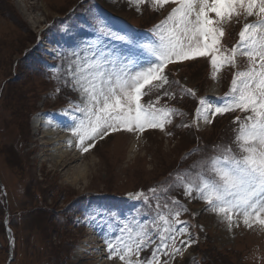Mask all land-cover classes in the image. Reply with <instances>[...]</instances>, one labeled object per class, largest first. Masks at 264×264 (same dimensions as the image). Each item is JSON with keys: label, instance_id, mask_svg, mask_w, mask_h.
<instances>
[{"label": "rangeland", "instance_id": "rangeland-1", "mask_svg": "<svg viewBox=\"0 0 264 264\" xmlns=\"http://www.w3.org/2000/svg\"><path fill=\"white\" fill-rule=\"evenodd\" d=\"M173 6L169 4L156 9L145 3L138 11L129 0H0V184L5 192L4 196L0 194V198L5 199L4 205L0 204V264H114L118 257L108 258L111 253L105 239L120 234V221L126 216L134 215L141 223L150 215L154 216L156 200L150 201L149 208L142 199L127 203L128 200H107L103 197L105 194L142 192L151 197L150 189L159 190L173 184L177 172H183L194 161L213 154L215 145L235 149L233 139L238 124L224 122L221 129H218L220 124L213 129L214 121L205 124L197 119L199 103L193 116L188 117L181 128L176 127L181 120V116L176 115L163 131L146 128L139 133L141 138L136 132H112V136H107V140L91 154L82 153L74 141L73 152H77L78 157L56 166L48 148L35 140L31 118L36 112L51 107L56 113V107L67 108L70 100L79 101L78 93L65 87L62 78L57 79L53 72V66L63 64L58 52L90 38L97 18L115 28L130 29L138 39L147 41L153 38L150 30ZM255 19L251 17L252 22ZM44 28L46 31L36 47L33 45L36 33ZM139 28L145 31L138 32ZM231 30H239L236 19L224 25L221 42L228 40ZM43 37L49 46L43 45ZM30 48H36V53L29 52L24 59L23 54ZM49 53L55 56L51 57ZM41 55L47 56L45 68L39 63ZM177 62L196 63L194 68L189 67L194 64L187 67L184 64L169 69L177 77L182 73L181 84L195 92V96L192 95L195 101L196 94L199 100L211 94L215 80L211 76L208 57ZM246 66L247 63H243L244 70ZM192 75L195 79L189 81ZM227 79L229 81V77ZM167 90L170 92L169 88ZM158 94L157 107L173 105L169 102L173 95L167 97L163 90ZM156 95L149 93L144 103L155 101ZM182 102L184 108L192 110V103ZM233 115L226 113L224 120ZM64 119L72 124L67 116ZM197 147L200 152L184 158ZM182 189L159 192L161 203L171 204L170 198H175L187 208L179 217L183 225L176 227L193 225L197 228L200 247L192 251L196 241L187 231L176 243L183 255L176 254L169 260L158 253L161 260H169V264H264V230L258 225L247 228L242 218L239 226L234 222L229 229L228 222L208 210L202 200L185 195L182 198ZM68 201H73V206L63 210ZM46 207L48 212L39 211ZM54 210L62 212L55 214ZM182 214H185V221ZM4 215L10 216V227L17 237V248L10 262L7 260ZM78 215L81 217L74 224L72 220ZM94 217L96 220L92 223ZM51 247L55 248L54 252ZM144 254H147L146 259L150 258L152 246L143 249L141 257ZM219 256H223L225 262L219 261Z\"/></svg>", "mask_w": 264, "mask_h": 264}, {"label": "snow or ice", "instance_id": "snow-or-ice-1", "mask_svg": "<svg viewBox=\"0 0 264 264\" xmlns=\"http://www.w3.org/2000/svg\"><path fill=\"white\" fill-rule=\"evenodd\" d=\"M137 10L145 3L156 9L174 5L168 15L150 30L147 41L138 39L130 29L113 27L97 18L90 38L80 40L64 52H58L62 65L53 66L57 79L78 93L79 101H69L61 110L72 124L75 147L88 152L97 139L112 132H143L146 128L164 130L172 117L182 115L176 109L159 106L160 95L172 97L167 90L173 83L165 69L177 61L208 57L211 76L217 78L221 68L238 67L237 57L247 60L243 71L232 76L229 91L216 104L201 97L197 119L211 124L209 116L240 112L236 116L233 144L215 145L213 154L196 160L175 182L166 188L150 189L151 197L142 192L129 198L143 200L149 208L156 200L155 215L143 223L129 215L120 221L119 235L105 239L109 259L118 257L122 264H169L183 250L176 247L177 238L187 233L179 217L187 208L175 198L161 203L159 192L183 188L184 195L202 200L208 210L228 222L231 229L239 220L247 228L258 225L264 230V0H129ZM214 13V17L210 15ZM255 17L245 22L239 40L231 49L221 45L224 25L234 19ZM59 91V89H57ZM183 92L195 96L192 89ZM157 93L155 101L142 103V97ZM59 125V121L52 120ZM181 126V125H178ZM187 126V125H182ZM170 134V133H169ZM68 143L73 144L72 140ZM201 149L194 148L185 155ZM157 240L159 243H157ZM180 243H184L180 241ZM152 246L150 258L141 257L143 249ZM169 257L161 260L160 255Z\"/></svg>", "mask_w": 264, "mask_h": 264}, {"label": "bare ground", "instance_id": "bare-ground-1", "mask_svg": "<svg viewBox=\"0 0 264 264\" xmlns=\"http://www.w3.org/2000/svg\"><path fill=\"white\" fill-rule=\"evenodd\" d=\"M62 117L63 115L60 114V115H56L53 118H50V120L46 118V121H48V123L41 128L43 132L45 129L49 131L48 134H45V136H43L42 146L47 147L48 151L50 152L49 153L50 156L54 157L53 162H55V166L56 164L66 163L68 160L75 159L76 157H78L77 155L78 153L73 152V144L70 145L68 143L69 140H72L74 142L75 138H71L69 136L67 126L61 123L58 125L55 122H51L52 120L58 121ZM76 172L80 173L81 171L80 172L76 171ZM103 264H105V262ZM114 264H121V261L117 259Z\"/></svg>", "mask_w": 264, "mask_h": 264}, {"label": "trees", "instance_id": "trees-1", "mask_svg": "<svg viewBox=\"0 0 264 264\" xmlns=\"http://www.w3.org/2000/svg\"><path fill=\"white\" fill-rule=\"evenodd\" d=\"M42 209V208H41ZM39 210L40 212L42 211H44V212H48L47 210ZM50 250H52L53 252H54V250H55V248L54 247H51V249ZM218 260L220 261V260H222V261H224L225 262V258L223 257V256H219L218 257ZM51 262V260L49 259V263ZM44 264H45V262H44Z\"/></svg>", "mask_w": 264, "mask_h": 264}]
</instances>
